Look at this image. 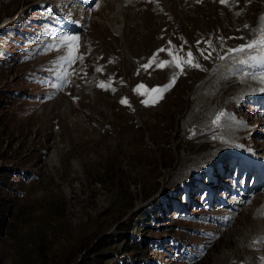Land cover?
Here are the masks:
<instances>
[{
    "label": "rangeland",
    "instance_id": "1",
    "mask_svg": "<svg viewBox=\"0 0 264 264\" xmlns=\"http://www.w3.org/2000/svg\"><path fill=\"white\" fill-rule=\"evenodd\" d=\"M31 1L0 0V22L23 11L0 33L8 49L0 53V264H239L256 254L251 210L218 238L214 226L204 236L177 204V221L166 229L158 210L155 222L137 218L132 230L122 223L154 208L151 199L165 205L181 194L183 170L208 161L212 142L196 125L219 124L223 112L214 113L238 104L231 99L246 69L236 75L242 85L226 71L253 55L234 50L264 34V0L102 1L67 84V58L37 54L33 36L21 34L22 21L45 28L26 10ZM153 89L163 96L152 104ZM173 234L196 250L168 253ZM119 235H141L145 245L124 251ZM153 238L162 250L146 246Z\"/></svg>",
    "mask_w": 264,
    "mask_h": 264
},
{
    "label": "bare ground",
    "instance_id": "2",
    "mask_svg": "<svg viewBox=\"0 0 264 264\" xmlns=\"http://www.w3.org/2000/svg\"><path fill=\"white\" fill-rule=\"evenodd\" d=\"M97 10H98V6L95 7L94 11H97ZM253 58L255 59L256 58V55H254ZM257 58H259V57H257ZM257 58L255 60H257ZM219 67H223V66L221 65ZM259 68H260L259 66H256L255 65L254 66V69H255L254 73L253 74H249V76L247 77V80L246 81H249L250 82L252 80V78H255L258 81V84H255L256 87H253L252 90H251V92L252 93H256V94H263L264 93V82H262V81L259 82V80L257 79L258 76L255 74V73H257L259 71ZM233 77H234V75H233ZM205 120H206V118H205ZM260 185L262 186L261 183H260ZM260 194L261 195L264 194V189L261 190V193ZM261 211L264 212V204L261 207ZM256 215H257L256 217H253L252 218L253 222L256 225V228L250 227V229H251V232L253 230L256 231L255 234L257 236V240L259 241V243H261V249H262V251H264V214H261L260 212L259 213L257 212ZM240 246L242 247L243 245H240ZM257 252H258V248H257ZM250 262H251V264H256V261H255L254 257L250 258ZM261 263L264 264V260Z\"/></svg>",
    "mask_w": 264,
    "mask_h": 264
},
{
    "label": "trees",
    "instance_id": "3",
    "mask_svg": "<svg viewBox=\"0 0 264 264\" xmlns=\"http://www.w3.org/2000/svg\"><path fill=\"white\" fill-rule=\"evenodd\" d=\"M150 211L151 210H147V209L143 208L138 215L131 217L128 220V223L124 222V223H122V225L127 224L129 226V228L132 230L135 227V223H136L135 220H137V218L141 217L140 219H138V221H139V220L143 219L142 217H145V218L148 217V214ZM137 223H139V222H137ZM119 227H121V225ZM138 227H139V225H138ZM118 240H119V243H122L121 248L124 251H130V250H132L133 246H138V244H140V243L137 244V239H135V238L132 239V237H131L128 239V235H119ZM129 242H132V243H130V245H129L128 244ZM102 246L103 247L107 246V243H106V245H102ZM93 252H95V251H93ZM97 254H99V253L97 252ZM138 255H139V253H138ZM134 256L137 257V255H134ZM98 264H100L99 261H98ZM118 264H127V262H125V260H120V262H118Z\"/></svg>",
    "mask_w": 264,
    "mask_h": 264
},
{
    "label": "snow or ice",
    "instance_id": "4",
    "mask_svg": "<svg viewBox=\"0 0 264 264\" xmlns=\"http://www.w3.org/2000/svg\"><path fill=\"white\" fill-rule=\"evenodd\" d=\"M222 2H223V0H222ZM75 39H77L75 36L62 37V40L68 41V42L74 41ZM256 46H259L261 49H264V34H262L259 39L253 40L250 44H248L244 47L235 49L234 51H244L245 48H252V47H256ZM188 57H189L188 62H191V53L190 52L188 53ZM195 66H198V65H195ZM145 67H147V65H145ZM262 82H264V81H262ZM153 91H159V89H153ZM121 102L123 103L125 101L122 100ZM218 119H219V116L217 117V120ZM213 123L215 124L216 121H213Z\"/></svg>",
    "mask_w": 264,
    "mask_h": 264
}]
</instances>
